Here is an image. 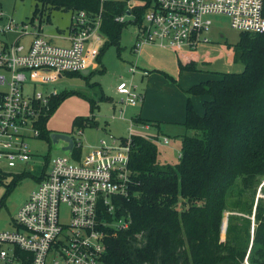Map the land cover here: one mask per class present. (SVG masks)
<instances>
[{"label": "trees", "instance_id": "1", "mask_svg": "<svg viewBox=\"0 0 264 264\" xmlns=\"http://www.w3.org/2000/svg\"><path fill=\"white\" fill-rule=\"evenodd\" d=\"M135 1L137 4L128 11L132 19L127 22L114 20L127 12L125 2L103 5L98 34L104 41L94 57L98 66L95 73L104 72L100 63L103 52L110 46L118 50L120 29L126 23L138 27L141 13L153 0ZM49 3L91 15L98 10V0H53ZM262 16L264 18V0ZM222 46L230 51L231 63L240 64L242 69L238 73L218 74L215 80H205L183 91L186 100L181 126L194 134L179 136L175 164L158 162L156 136L130 135L127 191L112 198V214H107L102 207L98 210L103 224L104 263L244 264L245 248L240 245L249 243V221L232 215L227 218L228 229L234 220L242 222L241 235L237 236L240 241L229 239L227 233L221 239L220 222L224 212L250 215L255 190L264 177V32L239 33L236 43ZM190 53L193 52L180 55ZM188 57L177 58V70L200 71L197 63ZM92 72L83 77H89ZM165 77L175 82L170 76ZM94 86L98 98L88 99L89 117L72 120L71 129L75 131L96 127L92 113L97 110V103L110 100L97 83ZM66 96L68 94L60 93L50 99L48 112L39 121L40 139L49 142L51 132L45 129V122ZM191 96L205 98L201 115L193 111ZM134 124L148 123L133 117L130 126ZM158 124L151 123V126ZM71 156L78 160L80 150L73 149ZM46 166L47 162L36 177V184L45 175ZM179 200L186 205L185 210L174 208ZM116 223L118 225L112 227ZM249 253V264H264L261 199H257L254 209Z\"/></svg>", "mask_w": 264, "mask_h": 264}, {"label": "built area", "instance_id": "2", "mask_svg": "<svg viewBox=\"0 0 264 264\" xmlns=\"http://www.w3.org/2000/svg\"><path fill=\"white\" fill-rule=\"evenodd\" d=\"M121 1L127 12L114 20L129 21L135 0H98L92 15L70 10L68 35L63 38L67 46L53 45L36 24L32 30L28 23L11 20L0 25V181L12 169L26 171L22 167L32 159L27 141L39 139V121L56 96L35 85L87 70L98 50L91 48V41L102 44V7ZM216 17L225 18L238 33L264 32L262 0H153L136 27L133 52L143 46L195 52L209 42L206 35ZM6 34L13 35L11 41L2 40ZM25 36L28 41L21 43ZM115 93L124 106L142 100L141 93L125 82L116 85ZM69 137L72 150H81L80 132L75 139ZM129 138L106 135L78 160L65 155L49 160L45 175L16 210L10 230L0 231V264H106L98 210L112 214V198L127 191ZM167 142L161 139L162 145ZM30 171L35 167L29 166ZM61 207L67 210L66 225L59 223Z\"/></svg>", "mask_w": 264, "mask_h": 264}, {"label": "rangeland", "instance_id": "3", "mask_svg": "<svg viewBox=\"0 0 264 264\" xmlns=\"http://www.w3.org/2000/svg\"><path fill=\"white\" fill-rule=\"evenodd\" d=\"M0 13H2L0 24L9 20L16 24L23 22L32 26L31 30L34 28V24H36L38 27L40 26L42 35L45 38H48L47 40L53 45H68L65 40L53 39L52 37L58 35V37L65 38L68 35L67 29L71 16L70 10L58 8L50 3L41 2L40 0H0ZM144 14L145 12H142L141 17H143ZM127 20L128 18H125V22H127ZM206 36L210 41L208 45L210 50H208L205 55L215 57L216 55H222L220 50L221 45L224 43L229 45L236 43L239 33L229 28L225 18L216 17L212 19L211 28ZM6 38L10 41L13 38V35L6 34ZM24 38L27 39L26 36ZM136 39V26L131 23H126L120 29L118 50L116 47L110 46L100 57V63L104 68L103 73H95L94 70L98 68V66H96V68L89 69L90 72L93 71L89 77H83L85 75L81 74L78 76L63 75L60 78L54 81H49L46 84L35 85V89L38 91L53 90L56 95L60 93L68 94V96L60 102V104L46 120L45 129L50 132L67 134L75 139L76 131L71 129L72 120L76 117H89L90 110L88 106V99L96 100L98 98V91L96 86H94V83H97L103 94L110 97L112 100L110 99L107 102L97 103L98 108L92 113L93 119L97 124L96 127H89L79 131L80 137L78 140L81 142V155L87 153L90 148L96 145L100 138L102 139L106 137V135L113 137H125L127 134L139 136L147 135L157 137L156 150L158 162L160 164L172 165L177 162L179 136L183 134L186 136H192L194 132L185 131L180 125L183 121H181V123H169L168 121L156 122L147 120L148 124H143L144 127H149L147 130L143 128V125L140 126L134 124L130 126V118L134 116L136 112L138 113L140 103L133 106H124L120 102L122 98L115 93V87L119 82H125L129 86H136L137 91L143 88L145 94L147 92L148 94L152 92V95L155 91V86H153V91L148 87L145 92L146 88L141 87L138 82V72L140 71L135 69L136 71L134 73L131 74L129 72L130 67L135 68L133 65L134 59L137 58L141 63L140 66L145 68L149 75H153V77H155V74H153L156 73L155 70H161L166 74H168V71L172 69L176 71L177 68L175 61H173L174 56L172 57V55L183 54L185 50L184 48L169 50L160 49L158 47L156 48L154 46H143L136 54V52H133L132 49ZM198 49V52L202 51L201 48ZM168 55H170L171 58H169ZM201 64L203 63H199L197 65V68L200 71H181V76L186 75L185 80L189 78L192 80L189 83L195 85L205 80H215L218 78V74L238 73L242 69L240 64H226L223 57L213 58L210 65L201 66ZM152 69H154V71H152ZM164 73H160V77L165 81V83H168L175 88L177 85L184 86L187 84L182 80L184 78L180 79L178 83L171 82L165 77L166 74L164 75ZM172 78L176 80L175 74ZM181 93L185 96L183 91H181ZM195 97H197V100H193L192 102L194 104L197 103L198 111L202 114V102L205 98L203 96ZM159 100L162 101V97H158L157 93L154 98L155 107L159 106ZM144 105L146 108H150L151 106L148 103ZM151 109L153 108L151 107ZM151 123H159V126H151ZM162 136L167 138V145H162ZM27 144L29 151L31 152L32 159L22 167L25 168L26 171L22 172L18 169H12L11 171L6 172V175L3 176L0 181V231L10 230L11 219L15 216L16 210L25 201L27 196L35 189L36 177L40 175L44 164L47 162V166L44 169V172H46L49 160L57 156L65 155L60 151L58 145H53L44 139H30L27 141ZM29 166L35 167V171L27 172ZM5 186H8L9 188L5 189ZM257 199H261V207L264 208V177L260 180V183L255 190L250 215L224 212L220 222L221 239L224 238V235L227 233L229 239L235 240V238H237L236 241H240L241 238H238L237 236L241 235L239 233L240 228L242 230V222H240V220H234L228 229L227 218L232 215L239 218H245L249 221V243L246 246L240 245L245 248L244 264H249L248 259L250 257L251 232L254 226V209ZM174 208L176 211H182L186 209V205L179 200L175 204ZM67 222V210L64 207H61L59 211V223L66 225ZM116 225H118V223L112 224V227H116Z\"/></svg>", "mask_w": 264, "mask_h": 264}, {"label": "crops", "instance_id": "4", "mask_svg": "<svg viewBox=\"0 0 264 264\" xmlns=\"http://www.w3.org/2000/svg\"><path fill=\"white\" fill-rule=\"evenodd\" d=\"M1 24H3V23H1ZM39 29L41 30L40 26H39ZM52 38L53 39H62L64 41V39H63L64 37H58V35L53 36ZM101 38H102V42H103L104 38L103 37H101ZM28 39H29L28 37H27V39L22 38V39H20V41H21V43H26L28 41ZM2 40H5L6 42H9V40H7L6 36L3 37ZM209 43H210V41L207 44H204V45L198 47V48H201V50H202L201 52H198L199 49H197L195 52L190 53L188 55H175V54L172 55V57L174 56V60L173 61H175L176 68H177V63H176L177 58L178 57H182V56H185V57L189 56L188 58H191L192 61L197 63V65L199 63H205L207 65H210L212 63V61H213V58L215 59L216 57H220V58L223 57V59L225 60L226 64H232L231 63L230 51L229 50H225L222 45L220 46V50H221V54L222 55H216L215 57H211L210 55H205L208 52V50H210V47H208ZM90 45H91V48L93 50L94 49L97 50L99 48L95 42L91 41ZM183 54H185V52ZM168 57L171 58L170 55H168ZM133 65L135 66L134 69H138L140 71V72H138V75H139V78H138L139 81L138 82L141 85V87H145L146 88L145 92L147 91L148 87L151 88V90L153 91V86H155V91H154V93L152 95H151L152 92L150 94H148V92L145 94L144 91H143V88L141 90L137 91V92L141 93V96H142L143 100L140 103V107H139L138 113L136 112V114L134 116H132L131 118L138 117L139 119H141L143 121H147V120L148 121H156V122L168 121L169 123H177V122L181 123V121H183V118H184V104H185V100H186V97L181 93V91H185L190 86L194 85V84L189 83L192 80L189 79V78L185 80L186 75H182L183 76L182 77L181 76L182 72H179L177 69H176V71L173 70V69L170 70V71L167 70L168 74L164 73L161 70H155L156 73H153V74H155V77H153V75H149L148 74V71L145 68L140 66L141 63H140V61L137 58L134 59ZM96 66L97 65L95 64L94 59L91 60L90 61V65H89L88 69L86 70L87 73L90 71L89 69L96 68ZM152 71H154V69H152ZM143 72L145 74H143ZM160 73H164V74H166L168 76L171 75L172 77L175 74V76H176L175 82L176 83H178V81L180 79L184 78L182 80L184 82H186L187 84H185L184 86L177 85V87L175 88V87L171 86L170 84L165 83V81L160 77L161 76ZM132 86H134V85H132ZM134 87L136 88V86H134ZM157 93H158V97H160V98L162 97V101L159 100V103H160L159 106L155 107L154 98L156 97ZM196 98L197 97H195V96H191L190 97L191 106L193 108V111L195 113H197V115H201L199 113V111H198L197 103L194 104L192 102L193 100H197ZM147 103L151 105L150 108H146L145 107L144 104H147ZM151 107L153 109H151ZM143 128L145 130L149 129L148 126L144 127V125H143ZM161 138H165V136H162ZM11 227H12V224H11Z\"/></svg>", "mask_w": 264, "mask_h": 264}, {"label": "water", "instance_id": "5", "mask_svg": "<svg viewBox=\"0 0 264 264\" xmlns=\"http://www.w3.org/2000/svg\"><path fill=\"white\" fill-rule=\"evenodd\" d=\"M87 71H82L81 75H86ZM49 142L53 145H58L61 152L67 157L71 156L73 143L67 134L51 132L48 135Z\"/></svg>", "mask_w": 264, "mask_h": 264}]
</instances>
